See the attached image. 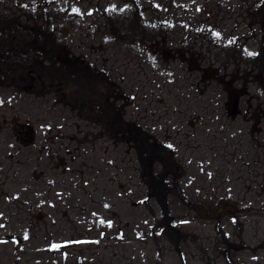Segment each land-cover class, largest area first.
I'll return each instance as SVG.
<instances>
[{"label":"rangeland","instance_id":"rangeland-1","mask_svg":"<svg viewBox=\"0 0 264 264\" xmlns=\"http://www.w3.org/2000/svg\"><path fill=\"white\" fill-rule=\"evenodd\" d=\"M18 1L0 5V100L23 99V113L51 108L65 115L64 161L55 159L67 216H58L78 231L51 225L54 201L35 204L28 219L24 178L14 186L13 174L24 176V165L10 164L2 147L0 264H264V168L257 169L261 175L238 173L235 134L245 123L228 116L232 102L224 89L250 87L253 57L264 63V14L257 4L262 9L264 0ZM159 21L157 35L141 31ZM106 71L114 113L130 126L145 116L151 133L160 124L155 133L170 145L164 161L178 165L169 200L152 194L153 175L165 166L157 160L141 171L133 141L127 154L125 142L113 143L111 163L103 160V144L84 143L92 128L85 120L78 126L75 115L98 107L92 85L104 102ZM39 72L47 83L62 81L65 100L78 90L80 111L59 104L56 89L37 93L13 85L14 73L28 86L30 73Z\"/></svg>","mask_w":264,"mask_h":264},{"label":"flooded vegetation","instance_id":"flooded-vegetation-1","mask_svg":"<svg viewBox=\"0 0 264 264\" xmlns=\"http://www.w3.org/2000/svg\"><path fill=\"white\" fill-rule=\"evenodd\" d=\"M14 1L19 3L18 0ZM0 5H2L1 0ZM92 73L93 76L97 78L101 77L100 71L93 70ZM106 74L107 75L103 78L107 81L106 86L108 87L104 88V102L102 101L103 96L101 92L95 85L91 84L94 87L92 88L91 86L90 89L92 88L91 90H93L92 94L98 107H91L93 112L92 115L84 113L75 115V117L78 118V126L81 127L82 123L80 122L85 120L92 128V131H85L86 134H83V136H86L84 143H89V145L94 148L97 147L98 143L103 144V154L105 155L103 160L107 162L108 159L110 163L113 161V143L125 142L126 154L135 144L138 151L139 167L141 171L149 165L154 166V162L157 160L161 162V165L163 164L165 166L164 171L153 175L157 186L155 189L157 190H152V194L154 197L158 198V200H169L173 185L176 184L177 174L175 167H178V165L172 160L168 162L164 161L166 157L165 154H167L170 145L168 146V144L161 143L160 138L155 133L156 129L159 130L160 124L154 123L151 133V131L144 128L143 123L145 121V116L141 114L138 115L136 124L130 126L127 121L120 118V113L117 111V114L114 113L112 111L114 104L112 103V90L110 87L112 76L109 71H106ZM73 75L78 82V87H80L79 73L74 71ZM30 76L31 82L26 86L24 85L26 77L14 73L13 85L15 87H23L24 90L35 88V90L37 89V93H43L49 89H56L61 93V98L57 99L59 104L63 106L69 104L72 108H78L80 111L81 102L83 105L84 101L80 102V92L78 90L74 92L75 97L73 101L70 99L65 100L67 94L62 89V81L54 83V81L50 80V82L47 83L45 80L46 78H43L41 72H39L36 77H34L32 73H30ZM249 77L250 87L242 85L236 88L233 85L231 87L225 86L224 89L227 93V103L229 101L232 102V108H230L228 116L239 119L242 123H245L243 128L235 134V137L238 138L237 143L241 146L239 151L236 150L233 156L236 160V164H239L238 173L245 174L246 169H249L251 174L255 173L261 175L257 169L264 168V63L259 62L256 56L252 59ZM101 80L102 79L99 81ZM235 81L237 80L235 79L233 82ZM38 84L40 85L39 90ZM55 85H57L56 88H54ZM246 94H248L249 97L244 100L243 97ZM87 95L89 96L90 93ZM22 102L23 99L21 98L0 100V149L4 147L10 153L12 157L10 164L16 167L24 165L25 168V174L24 176L22 175V177H19V170L13 171L15 177L17 176L18 178V180L14 182V186L20 183V178H24L25 198L21 200L25 202L28 219L29 217L35 216L33 213V207L36 206L35 204H48V206H50L49 202L54 201L55 204H53L52 207L53 211H56L57 217L54 214L49 217L51 219V225L60 227L57 231L64 230L63 232L76 233L78 231L77 228H72L71 230L66 229L68 225H64L61 221L62 217L58 216L61 213L64 214L63 211L61 212V204H59L62 198L61 195L64 193V178H60V176H62V171H59L58 168L61 163L57 162L55 158L57 157L61 162L64 161V156L62 155L63 152H65V134L63 132V127L66 117L64 114L55 115L52 113L51 108L49 109L50 112L45 114L33 113L32 111L28 113L30 109H27V113H23L24 104ZM24 102H26V100H24ZM6 111L16 112L8 114ZM113 114H116V116ZM129 141H133L134 144L128 146ZM210 149L213 150V148ZM217 153L221 152L218 150ZM121 154L123 153L121 152ZM145 154L149 155L146 156ZM170 154L174 157L175 151H170ZM224 154L225 152L223 155ZM223 155L222 158H224ZM101 160L102 159L97 162L98 164L96 166H102L103 163ZM20 172H22V170H20ZM167 176L172 177V180H167ZM142 179L144 180L143 175ZM17 198H19V196H14L15 200ZM64 215L67 216V214ZM45 217V215H40L38 220H44ZM72 222L76 223L75 221ZM28 223L30 224L29 220ZM119 229L120 233H122V228L120 227Z\"/></svg>","mask_w":264,"mask_h":264},{"label":"trees","instance_id":"trees-1","mask_svg":"<svg viewBox=\"0 0 264 264\" xmlns=\"http://www.w3.org/2000/svg\"><path fill=\"white\" fill-rule=\"evenodd\" d=\"M262 3H263V6H262V9L260 8V3H259V1L257 2V4H258V8H259V12L261 13V14H264V1H262ZM261 9V10H260ZM255 16H257V12H255ZM139 15V14H138ZM138 18V17H137ZM162 30V27H161V24H160V21L158 22V24L157 25H153V24H149V25H146V26H144V28L142 27V29H141V31L144 33V32H146V34H149V33H151V34H158V32H160Z\"/></svg>","mask_w":264,"mask_h":264},{"label":"water","instance_id":"water-1","mask_svg":"<svg viewBox=\"0 0 264 264\" xmlns=\"http://www.w3.org/2000/svg\"><path fill=\"white\" fill-rule=\"evenodd\" d=\"M0 56H2L1 53H0Z\"/></svg>","mask_w":264,"mask_h":264}]
</instances>
